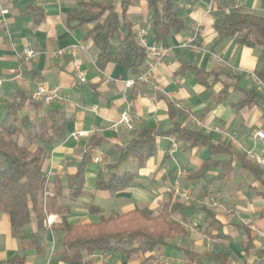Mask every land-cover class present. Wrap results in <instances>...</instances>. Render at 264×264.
Instances as JSON below:
<instances>
[{"label":"crops","instance_id":"0c3cea01","mask_svg":"<svg viewBox=\"0 0 264 264\" xmlns=\"http://www.w3.org/2000/svg\"><path fill=\"white\" fill-rule=\"evenodd\" d=\"M82 1L118 2L0 0V110L4 113L5 105L13 100L15 93L28 98L38 83L59 86L67 99L65 104L51 105L63 110L70 121L66 138L60 144L48 147L44 154L46 197L55 195L56 183L62 186L56 210H68L69 225L96 224L101 218L136 209L157 215L164 206L168 207L172 210L168 221L181 224L185 234L175 237L167 247L153 254L160 264H196L189 263L192 255L198 256L203 264H260L264 259L261 254L264 251V193L257 178L228 155L211 156L206 147L188 149L185 141L177 140V151L171 153V138L176 137H161L156 139L154 156L143 166H138L130 188L111 196L96 191L95 182L100 173L108 174L106 165L111 159L105 152L109 147H125L141 128L165 131L175 124L201 133L214 146L228 144L234 152L246 155L254 164L249 154L261 156L264 153V138L254 137L255 132L264 135V96L252 80L260 50L239 46L235 38L218 41L213 24L232 11L264 18V3L258 0H199L195 6H189L184 0H174L178 12L188 21V30L171 35L166 46H162L170 52L154 70L158 91H153L147 85L135 84L138 74L119 66L109 64L103 71L96 68L98 52L87 39L93 25L75 27V24L67 23L70 13ZM3 10L6 14L2 17ZM127 13L137 41L138 32L146 30L147 44L157 45L149 36L146 3H134ZM187 39H193L202 51L194 53L181 48ZM27 46L40 52L29 64L21 60ZM71 47H74L73 55L66 53L60 59L48 55ZM74 61L85 74L84 83L75 80ZM188 66L218 76L209 79L208 86H204L187 69ZM224 87L226 94L222 96ZM251 89L257 91L262 101L250 107L236 106L244 92ZM219 93L223 98L219 99ZM127 102H131L134 131L115 133L109 130L108 126L125 111ZM177 103L185 106L190 115L176 109ZM25 106H29V102ZM74 132L91 133L76 141L71 137ZM91 136L101 138L104 143L94 152L95 160L86 167L81 194L70 200L67 185L76 174V164ZM207 160L216 165L202 179H190ZM122 167L121 171L126 170ZM257 168L264 181V170ZM180 171L187 175L179 177ZM184 190L191 193L193 201L190 203H183L176 197ZM99 199L110 200V204L100 205ZM191 206L194 209L189 208ZM48 218L50 222L54 221L50 226L46 224ZM60 223V215L48 214L38 240L43 251L30 249L23 253V245L35 232L34 220L16 234L11 230L9 216L0 215V263L5 264L18 256L24 258V264H66L54 256L63 236L56 230ZM217 256H224V259ZM141 260V257L132 262L123 259L121 264H140ZM68 264L97 262L87 257L80 263ZM110 264L116 263L110 261Z\"/></svg>","mask_w":264,"mask_h":264},{"label":"trees","instance_id":"16d2710c","mask_svg":"<svg viewBox=\"0 0 264 264\" xmlns=\"http://www.w3.org/2000/svg\"><path fill=\"white\" fill-rule=\"evenodd\" d=\"M139 1L146 3L149 36L157 45L165 47L171 35L188 30V21L180 15L174 0H118L117 3L82 1L70 13L67 23L75 24V27L93 25L87 33V39L91 40L98 52L95 60L97 69L103 71L107 65L113 64L132 74L140 73L146 61V52L134 36L127 13L128 8ZM258 1L264 3V0ZM184 2L195 6L199 0ZM213 30L218 41L235 38L239 46L260 50L253 76L264 85V18L232 11L215 20ZM187 69L204 86H208L209 79L218 76L191 66ZM225 94L224 87L221 95ZM221 95L219 93V99L223 98ZM259 101H262L261 96L251 89L244 92L236 106L250 107ZM26 102H29V106H25ZM23 111L25 113L21 116ZM69 121L63 110L32 103L21 93H15L13 100L5 105L0 119V215L9 216L12 232L20 233L31 219L35 225V232L22 247L23 253L30 249L43 251V246L38 244L39 235L44 229L43 223L48 214L57 213L61 223L56 230L61 231L63 236L59 251L54 256L62 263H80L91 255L118 254L126 262L141 257L140 264H160L153 254L167 247L175 237L185 234L181 224L168 221L172 213L168 207L164 206L157 215L145 209H136L123 215L101 218L96 224L69 225L68 210H56V200L61 195L62 186L56 183L55 195L44 198L47 191L43 171L44 154L48 147L56 146L66 138ZM161 137H176L177 141H185L188 149L206 147L211 156L228 155L257 178L264 193L261 172L246 155L234 152L228 144L214 146L201 133L186 130L177 124L165 131L141 128L125 147H109L105 152L106 157L111 159L106 165L108 174L98 175L95 190L113 196L130 188L135 175L120 168L129 160L135 161L139 167L143 166L154 156L156 139ZM19 139H22V144ZM103 143L101 138L95 136L88 139L86 149L76 164V174L67 185L70 200H75L81 194L86 167L95 160L94 152ZM215 165L213 161L207 160L190 179H202ZM189 208L194 209L192 206ZM202 210L207 213L204 208ZM261 254L264 258V251ZM189 263L203 264L196 255L189 257ZM5 264H24V258L16 256ZM260 264H264V259Z\"/></svg>","mask_w":264,"mask_h":264},{"label":"built area","instance_id":"2783aa9c","mask_svg":"<svg viewBox=\"0 0 264 264\" xmlns=\"http://www.w3.org/2000/svg\"><path fill=\"white\" fill-rule=\"evenodd\" d=\"M6 14V11H1V15L2 17ZM3 24H5V19L3 18ZM147 32L146 30H140L138 32V42L139 44L142 46V48L145 49L146 52V61L144 63V66L142 67L140 73L138 74V76L136 77V80L134 81L135 84L138 85H147L149 87H151V89L153 91H158V88L155 84V80H154V70L155 68L160 65L165 59L166 57L169 55L170 49L168 48H164L162 46L159 45H148L147 44ZM74 47L69 48L68 50H58L56 52L50 53L48 55H50L51 57L55 58V59H60L62 58L66 53L69 54H74ZM181 48L184 49H188L191 52L194 53H199L202 51L201 47L196 45L194 43L193 39H187L186 41H184L181 44ZM40 52L34 50L32 47L27 46L22 55H21V60L23 63L25 64H29L30 62H33L38 56H39ZM72 68L73 71L75 73V80L78 83H84L85 81V74L84 72L80 69L79 64L74 61L72 63ZM252 80L253 83L255 84L257 91L261 94H263L264 96V85L257 80L254 76H252ZM0 85H1V81H0ZM29 100L32 103L35 104H40L43 106H51L54 104L57 105H62L65 104L67 99L64 96L61 88L59 86H46L43 84H36L35 87L33 88V90L29 93L28 95ZM174 107L176 109H178L179 111H181L182 113L186 114V115H190L189 110L183 106L180 103H177L174 105ZM194 122L198 123V121L196 119H194ZM108 129L115 132V133H119L121 131H126V132H133L135 129V125L131 116V102H127L126 104V109L123 113L120 114L118 120L112 124H110L108 126ZM91 132H74L71 134V137L78 141L79 139L83 138V137H87ZM254 137L256 139L262 140L264 138L263 133L261 132H255L254 133ZM177 151V142L176 139L171 138V153H174ZM249 158L253 161V163L259 167L260 169L264 170V153L261 156H255L253 154H249ZM187 172L185 171H180L178 173V176H186ZM177 192V191H176ZM183 196H188L191 193L189 191H182ZM181 193V192H180ZM179 193V194H180ZM47 194L45 193V196ZM187 198H190L187 197ZM46 224L48 226H50L52 224V222L50 221H46ZM99 256L97 255H91L90 259H97Z\"/></svg>","mask_w":264,"mask_h":264},{"label":"rangeland","instance_id":"374dc122","mask_svg":"<svg viewBox=\"0 0 264 264\" xmlns=\"http://www.w3.org/2000/svg\"><path fill=\"white\" fill-rule=\"evenodd\" d=\"M2 115H3V110L1 111L0 110V119H1V117H2ZM19 143H23L22 142V139H19ZM123 167L127 170V171H129V172H131V173H133V174H136V171H137V168H138V164L136 163V162H134V161H128V162H126L124 165H123ZM122 167V168H123ZM245 181H248L247 180V178H246V180ZM183 193L184 192H181L180 194H176V197H178V199H179V201H182L183 203H190L191 201H193V199H192V196H191V194L190 195H188V196H183ZM190 196V198H187V197H189ZM44 198H48V197H46L45 196V194H44ZM110 200H102V199H99V204L100 205H109L110 204V202H109ZM111 203L113 204L114 203V201H111ZM244 217V216H243ZM93 219H94V216L92 217V218H90V221H93ZM235 219H237V220H239V219H242V217H235ZM250 219H254V218H250ZM48 221H50V219L48 218L47 219ZM52 223L54 222V221H51ZM13 233H16V234H18L19 232H13ZM225 247H228L227 245H225ZM229 247H231L230 245H229ZM235 247V246H234ZM232 248V247H231ZM236 248V247H235ZM213 250H214V248H212ZM217 249V250H216ZM218 249H220V248H215V250L214 251H222L221 249L220 250H218ZM202 250V249H201ZM237 250V249H236ZM122 257H120V255H117L116 257H114V256H109V255H101V256H99L97 259H96V262H97V264H104V263H110V261H111V263H116V264H121V262H122Z\"/></svg>","mask_w":264,"mask_h":264}]
</instances>
